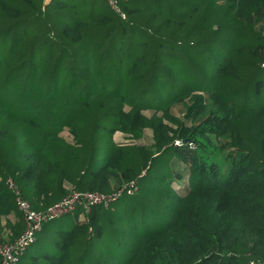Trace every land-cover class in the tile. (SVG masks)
<instances>
[{
	"label": "trees",
	"instance_id": "trees-1",
	"mask_svg": "<svg viewBox=\"0 0 264 264\" xmlns=\"http://www.w3.org/2000/svg\"><path fill=\"white\" fill-rule=\"evenodd\" d=\"M117 8L0 0L1 241L27 227L10 181L38 214L104 197L16 264L264 263V0Z\"/></svg>",
	"mask_w": 264,
	"mask_h": 264
},
{
	"label": "built area",
	"instance_id": "built-area-1",
	"mask_svg": "<svg viewBox=\"0 0 264 264\" xmlns=\"http://www.w3.org/2000/svg\"><path fill=\"white\" fill-rule=\"evenodd\" d=\"M107 2L112 6L113 9L118 11L117 0H107ZM180 144L181 143L178 142L175 143L177 146ZM8 183L9 187L15 192L16 205L19 211L22 212L27 227L23 235L13 244L3 243L0 238L1 264H16L17 260L23 254L25 249L34 242V235L41 229L42 223L44 221L61 217L70 207H74L72 209L74 211L79 206L87 210L91 205L101 203L104 200V197L97 194H80L79 192L72 191L67 195L66 198L55 204L45 214H38L32 211L30 205L19 196L18 192L14 189L13 184L10 181ZM250 264L264 263L251 261Z\"/></svg>",
	"mask_w": 264,
	"mask_h": 264
},
{
	"label": "rangeland",
	"instance_id": "rangeland-1",
	"mask_svg": "<svg viewBox=\"0 0 264 264\" xmlns=\"http://www.w3.org/2000/svg\"><path fill=\"white\" fill-rule=\"evenodd\" d=\"M52 0H50L49 2H46L45 4H49ZM183 105H176L174 108H172V112L174 115H177L179 118L183 117V113L185 112L184 111V108L182 107ZM151 113L152 111L151 110H147V111H144V114L147 115V116H151ZM61 136L62 137H65L68 141L71 140V136L69 135L68 131L67 130H64L62 133H61ZM152 138V133H151V130L150 129H145L144 130V135L143 137L138 140V141H135L136 143H142V144H149L150 140ZM113 140L118 143V144H126L128 143L129 141L126 140L124 138V135L121 134V133H115L114 136H113ZM178 143H181L179 141H177ZM176 143V142H175ZM190 149H193V147L191 146ZM183 182V181H182ZM182 182L181 184H173V188L176 189V191H179L181 194L186 190V183L183 182L184 186L182 185ZM182 187V188H181ZM74 198V197H72ZM74 207H70L67 209V211L65 212V215H68L70 213H72V210Z\"/></svg>",
	"mask_w": 264,
	"mask_h": 264
},
{
	"label": "crops",
	"instance_id": "crops-1",
	"mask_svg": "<svg viewBox=\"0 0 264 264\" xmlns=\"http://www.w3.org/2000/svg\"><path fill=\"white\" fill-rule=\"evenodd\" d=\"M49 1H50V0H45V3H46V2H49ZM10 218H13V217L11 216ZM11 220H12V219H11Z\"/></svg>",
	"mask_w": 264,
	"mask_h": 264
}]
</instances>
